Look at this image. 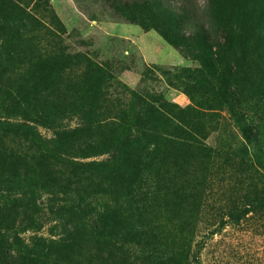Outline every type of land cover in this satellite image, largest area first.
Instances as JSON below:
<instances>
[{
    "label": "trees",
    "instance_id": "16d2710c",
    "mask_svg": "<svg viewBox=\"0 0 264 264\" xmlns=\"http://www.w3.org/2000/svg\"><path fill=\"white\" fill-rule=\"evenodd\" d=\"M40 1L0 0V60H17L21 56L17 48L40 32L55 43L61 60L78 59V54L64 55L62 26L53 30L49 20L37 15L45 12ZM255 1L225 3L216 19L217 35L202 28L200 36L175 29L173 11L157 0H112L113 8L124 11L128 20L145 30H156L183 57L198 59L200 67L176 69L175 85L189 99L185 107L162 102L150 93L131 92L130 103L137 113L106 124H100L98 119L91 121V115L83 116L85 129L95 128L98 133L106 130L109 135L94 152L78 156L80 149L72 148L69 141L77 138L80 129L62 125L74 114L61 109L58 99L50 100L45 109V101L38 98L33 101L37 110L33 114L26 110V100L17 90L14 96L8 94L14 106L0 116V133L18 131L29 145L27 150L33 147V154L43 159L38 163L43 169L48 168L53 175L52 169L59 166L67 178L62 187L54 181L39 185L25 175L21 178L20 170L28 157L25 152L11 153L0 162V187L5 191L0 192V204H8L11 199L28 210L27 222L32 226L37 222L33 216L41 209H47L55 218L51 229L54 233L49 237L34 234L23 238V231L0 226V264H70L72 254L86 246L89 249L83 264H189L190 244L174 248L163 241L160 222L153 219L152 204L165 202L169 217L193 218L195 210L183 216L180 205L193 206L202 202L203 196L172 191L171 179L164 174L166 169L178 168L188 153H214L206 143V119L219 125L224 119L221 112L225 111L241 137V159L231 166L245 170L255 182L264 184V119L259 113L264 105V7L255 6ZM23 23L30 24L33 30L25 32ZM82 61L84 73L96 79L98 89L112 78L106 64L86 56ZM51 66L58 64L53 62ZM30 74L31 82H25L30 86L44 80L41 65L35 64ZM36 76L39 83L34 80ZM173 84L168 77V85ZM40 122L49 125L52 137L44 138L29 124ZM96 156L105 157L83 161ZM83 177L88 183L96 182L94 192L79 190ZM195 181L191 179L189 183L193 186ZM72 185L74 190L70 191ZM42 187L47 188L45 206L38 204L37 190ZM182 226L187 232L191 229L188 222H182L180 230Z\"/></svg>",
    "mask_w": 264,
    "mask_h": 264
},
{
    "label": "rangeland",
    "instance_id": "374dc122",
    "mask_svg": "<svg viewBox=\"0 0 264 264\" xmlns=\"http://www.w3.org/2000/svg\"><path fill=\"white\" fill-rule=\"evenodd\" d=\"M111 1H40L45 12H37V15L49 20V27L53 30L56 26H62L65 31L61 36L64 55L78 54V59L61 60L57 57V46L44 36V32L20 45L17 52L21 56L17 60H0V116H4L6 110L12 111L10 107L14 105L7 98L8 94L14 96L16 90L26 100V110L32 113L37 111L36 102L33 101L38 98V101H45V109L50 100L58 99L61 109L69 110L75 116L65 120L62 125L80 129L77 138L69 141L72 148L80 149L77 153L79 156L94 152L109 138L106 130L98 133L95 128L85 129L83 116L91 115L94 118L91 121L98 119L100 124L117 123L119 118L137 113L130 103L131 92L150 93L160 97L162 102L178 107L189 104L188 97L175 85L176 69H196L200 67V61L183 57L156 30H145L128 20L124 11L113 8ZM234 1L237 0H157L161 6H169L173 11L177 22L175 29L183 34L200 36L202 28L217 35L216 19L225 3L234 5ZM255 6L264 7V0H256ZM23 25L25 32L33 30L30 24ZM83 56L106 64L110 70L112 78L101 89L97 88L94 77L84 73ZM52 58H56V61ZM53 62H57L58 66L52 67ZM35 64L41 65V79L44 80L39 83L36 76L34 80L39 84L30 86L31 83L25 82H31L30 72ZM168 77L173 81V86L168 85ZM221 113L224 119L219 125L210 119L203 122L208 134L206 143L214 153L209 156L188 153L179 161L178 168L165 170L164 176L171 179L169 185L172 191L194 197L203 196L202 202L193 206L180 205L183 216L195 210L193 218L181 216L179 220L177 216L169 217V208L165 202H161L152 204L153 219L160 222L159 232L166 244L174 248L185 242L190 244L192 255L189 264H264V184L255 182L245 170L231 166L241 159V137L225 111ZM259 113L261 120L264 119V105ZM76 116L82 117V120ZM29 124L44 138L52 137L47 123ZM92 125L95 126V123ZM27 146L18 131L15 134L0 133V162L11 153L20 155L25 152L28 157L25 158L24 169L20 170L21 178L25 175L39 185L54 181L62 187L67 178L65 170L56 166L52 169L53 175L50 174L48 168L43 169L38 164L43 159L33 154L35 149L32 147L28 151ZM104 157L96 156L83 161ZM191 179H197L193 186L189 183ZM88 182L83 177L77 187L94 192L96 182ZM45 190L47 188L43 187L37 190L40 198L38 204L41 206H45ZM69 190L73 191L74 186H70ZM0 192H5L3 187H0ZM98 195L99 198L104 197ZM166 196L170 199V195ZM7 203L0 204V226H13L23 231L20 234L23 238L34 234L49 237V233H54L51 229L55 225V218L47 209H41L40 214L33 216L37 222L32 226L27 222L28 210L11 199ZM182 222L191 225L189 232L183 226L182 230L179 229ZM88 249L89 246H86L75 251L70 264H83Z\"/></svg>",
    "mask_w": 264,
    "mask_h": 264
}]
</instances>
